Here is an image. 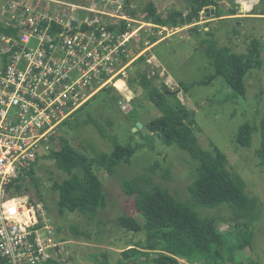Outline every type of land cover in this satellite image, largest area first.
Returning <instances> with one entry per match:
<instances>
[{
    "label": "rangeland",
    "instance_id": "1",
    "mask_svg": "<svg viewBox=\"0 0 264 264\" xmlns=\"http://www.w3.org/2000/svg\"><path fill=\"white\" fill-rule=\"evenodd\" d=\"M129 1L131 9L137 11L140 19L150 1L158 4L164 17L174 10L186 13L189 6L187 0ZM216 1L225 16L214 18L211 11L209 15L203 13L201 21L191 26L170 28L169 31L163 26L148 28L133 41L132 49L136 53L143 52L140 57L144 56L147 60L140 65L139 70L158 84L165 83L178 93L177 97L183 104L195 112L201 147L211 152L213 144L225 153L229 169L246 184V193L258 198L260 202V217L253 223L235 221L232 211L226 205L215 209L195 208L196 211L201 217L214 220L220 232L231 234L226 237L227 256L232 255V248L249 239L250 243H247L245 250L235 252L234 257L240 264H264V167L258 155L261 135L259 132L253 135L250 147L239 146L236 141L241 126L246 123L260 125L264 119V67L252 70L246 77L245 98L236 97L223 77H216L207 85L191 86L215 74L206 57L205 46L202 45L203 40L209 38L206 31L215 34L220 46H228L236 53L248 52L252 40H259L264 61V15L259 10L262 7L261 0L253 12H246L253 9L250 3L243 12L240 0ZM234 9L238 14L229 15ZM197 26L201 37L189 31ZM156 30L162 34L158 37L166 39L141 51L142 45L147 44L151 36L158 34ZM181 83L191 86L190 89L183 90ZM142 90L138 87L136 95L132 91V109L128 113L122 111L119 102H112L115 93L109 96L101 93L74 115L67 125L60 127L50 143V150L45 153L61 148V142L77 155L83 153L95 157L103 152L111 153L112 144L104 140L97 128L87 121L89 116L99 121L108 134L117 135L121 144L140 146L130 163H123L116 168L114 176L102 168H95L107 196V207L97 216L88 218L68 208L61 214L57 205L60 199L58 186L66 175L57 169L52 160L42 159L37 167V177L47 201L45 203L59 235L67 242L72 264H102L105 260L115 263L131 246L146 248L143 249L146 256L153 253L152 249L156 245L153 233L145 229L135 233L119 225L121 217H131L142 227L145 225L143 216L136 209L134 197L127 196L122 189L125 181L150 176L155 185L169 190L176 199L190 203L188 186L199 177V169L187 150L176 145H165L158 136L145 128L160 113L144 99ZM137 122L144 125L139 133L135 132ZM26 187L29 189L25 195L38 199L37 189L29 182ZM75 229L78 233L74 232ZM180 261L186 264L184 258H180Z\"/></svg>",
    "mask_w": 264,
    "mask_h": 264
},
{
    "label": "built area",
    "instance_id": "2",
    "mask_svg": "<svg viewBox=\"0 0 264 264\" xmlns=\"http://www.w3.org/2000/svg\"><path fill=\"white\" fill-rule=\"evenodd\" d=\"M259 0L251 11H255ZM242 11L244 5L241 2ZM205 14V13H204ZM160 27L127 0H0V259L69 264L46 203L18 191L53 137L104 90L131 111L133 41Z\"/></svg>",
    "mask_w": 264,
    "mask_h": 264
},
{
    "label": "trees",
    "instance_id": "3",
    "mask_svg": "<svg viewBox=\"0 0 264 264\" xmlns=\"http://www.w3.org/2000/svg\"><path fill=\"white\" fill-rule=\"evenodd\" d=\"M187 2L189 6L186 13L174 10L169 16L164 17L158 9V4L150 1L143 9L144 17L148 22L160 26L182 28L199 23L202 14L206 11L209 13L212 9L215 11L214 18L225 16L216 0H187ZM261 6L260 14L264 15V0H261ZM127 9L133 16H138L137 11L131 9L129 0H127ZM237 12L234 9L229 15H237ZM156 31L158 34L151 36L149 42L142 45L141 51L163 38L158 37L162 35L160 30ZM189 31L192 35L201 37L198 26ZM205 34L209 38L204 39L202 45L205 46L206 57L215 74L208 80L195 82L191 86L207 85L216 77H223L236 97L245 98L246 77L252 70H260L264 67L261 43L253 39L248 52L236 53L228 46H220L213 32L206 31ZM139 53L132 51L134 56ZM146 62L144 56L139 57L134 62L128 79L131 91L136 95L138 87H141L145 95L144 99L153 104L160 113V116L150 121L145 128L151 134L158 136L165 145H176L187 150L199 169V177L188 186L190 203L176 199L169 190L155 185L150 176H140L125 181L122 189L127 196L134 197L136 209L143 216L145 225L142 227L131 217H121L119 225L135 233L143 229L153 233L156 237V245L150 256H146L143 251L146 248L131 246L123 252V257L118 262L105 260L102 264H182L180 258H184L186 264H240L234 253L245 250L250 240L246 239V242L236 245L231 249L232 255L227 256L226 237L231 234L220 232L214 220L201 217L195 208L215 209L226 205L232 211L235 221L240 223L245 220L253 223L260 217L259 199L246 193V184L240 177H235L229 169V160L225 153L213 144L211 152L201 147L197 137L195 112L178 99L177 92L172 91L165 83L158 84L145 72L139 70L140 65ZM191 86L180 84V87L186 91ZM102 93L107 96L115 93L111 98L112 102L118 103L121 100L120 94L115 89H107ZM87 121L97 128L104 140L112 144L111 153L103 152L95 157L83 153L77 155L61 142V148L52 149L48 154L40 157L28 171L27 176L29 184L37 189L38 199L47 203L37 177V167L42 159L54 161L57 169L66 175L58 186L59 212L63 214L68 208L72 212L93 218L107 207L104 184L96 174L95 168H102L110 176H114L116 168L123 163H130L140 146L123 145L118 136L108 134L99 121L91 116ZM67 124L68 121L64 125ZM139 132L140 130L137 133ZM258 132L261 135L258 155L264 167V119L260 125L246 123L241 126L236 141L239 146L250 147L253 135ZM24 180L25 178L19 180L18 191L21 193L29 189L21 184ZM28 197L34 200L31 195ZM74 232L78 233V230L75 229ZM71 259L69 264H72ZM0 264L7 263L0 259Z\"/></svg>",
    "mask_w": 264,
    "mask_h": 264
},
{
    "label": "bare ground",
    "instance_id": "4",
    "mask_svg": "<svg viewBox=\"0 0 264 264\" xmlns=\"http://www.w3.org/2000/svg\"><path fill=\"white\" fill-rule=\"evenodd\" d=\"M241 2H243V5H244V9H245V7H246V5H248L249 3V5H251L252 7L255 5V3H257V2H252V1H250V0H240ZM245 11H246V9H245ZM164 27V26H163ZM167 31H169V29L171 28V27H164ZM156 63V62H155ZM159 65V64H158Z\"/></svg>",
    "mask_w": 264,
    "mask_h": 264
},
{
    "label": "water",
    "instance_id": "5",
    "mask_svg": "<svg viewBox=\"0 0 264 264\" xmlns=\"http://www.w3.org/2000/svg\"><path fill=\"white\" fill-rule=\"evenodd\" d=\"M212 12H213V14H214V9H212ZM204 13H206V14H208L209 15V13H208V11H206V12H204ZM144 127V125L141 123V122H137V125H136V128H135V132H137V131H139L140 129H142Z\"/></svg>",
    "mask_w": 264,
    "mask_h": 264
},
{
    "label": "crops",
    "instance_id": "6",
    "mask_svg": "<svg viewBox=\"0 0 264 264\" xmlns=\"http://www.w3.org/2000/svg\"><path fill=\"white\" fill-rule=\"evenodd\" d=\"M164 39H166V38H162L161 40H164ZM161 40H160V41H161ZM149 48H150V47H149ZM141 123H142V122H141Z\"/></svg>",
    "mask_w": 264,
    "mask_h": 264
}]
</instances>
